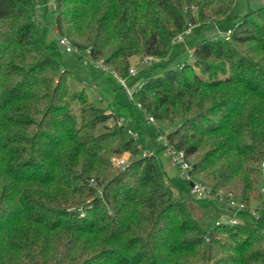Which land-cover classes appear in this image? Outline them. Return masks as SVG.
<instances>
[{
	"label": "trees",
	"instance_id": "trees-1",
	"mask_svg": "<svg viewBox=\"0 0 264 264\" xmlns=\"http://www.w3.org/2000/svg\"><path fill=\"white\" fill-rule=\"evenodd\" d=\"M223 21L228 36L168 66L175 36ZM59 36L135 85L125 121L73 87ZM135 55L159 61L131 76ZM156 129L210 189L203 200L241 205L242 219L201 228L189 208L201 198L172 186ZM0 264H264V5L0 0Z\"/></svg>",
	"mask_w": 264,
	"mask_h": 264
},
{
	"label": "rangeland",
	"instance_id": "rangeland-1",
	"mask_svg": "<svg viewBox=\"0 0 264 264\" xmlns=\"http://www.w3.org/2000/svg\"><path fill=\"white\" fill-rule=\"evenodd\" d=\"M263 5L264 0H234L235 12L239 15L247 12L250 9ZM230 28H233V22L231 21H223L217 24L206 25L202 29H199L198 27H192L190 32L183 36L181 42L173 45L170 54V57L172 58L168 63V66L174 67L177 64L179 65L186 58V60H189L190 53L188 52V49H190L195 44L197 39L201 40L222 37L226 29ZM59 53L64 67H66L71 72L70 81L71 84H73V87L78 89L83 86L90 99L96 100L97 103H100V101H102L109 112L119 115V117H117V119L119 118L118 120L121 119L125 121V117L128 116L127 105L130 100L112 72H110L109 70L105 71L106 73H101L99 70H93L91 67L92 65L85 59L80 58L76 53L66 52L62 48H60ZM140 57V55H135L130 58L129 68L134 69V74L131 76H137L138 74L145 73L146 68L152 65H142L140 63ZM194 69L198 71L197 68ZM125 82L128 86L129 78H126ZM92 83L94 84L93 88L89 86L92 85ZM134 86L129 88L133 90ZM72 108L77 114L78 106L74 103L72 105ZM108 123L111 124L109 120ZM154 124L157 127V121H155ZM154 124L144 125L142 131V138L144 139V141H148L151 139L154 132L153 130L155 129V127H153ZM122 156L124 157V160L126 162L128 153H124L122 154ZM166 159L168 160V158ZM170 181L172 186L176 189L181 188L186 184L185 180L181 179L178 175L175 176L174 174L171 177ZM192 197L196 198L193 195ZM189 203V208L192 216L197 219L199 225L205 231H207L211 226H213L214 223L220 221L221 219H223L224 221H228L231 218V214H233L232 212H230V205L215 198H209L207 200H191ZM258 203V201H252L248 209L249 213L252 210L257 212V214L261 213V208L259 207ZM221 216H223V218H221ZM234 217L237 220L239 219V217H241L242 219V216L240 214ZM243 217L248 220L250 219V217L246 213ZM253 219H257V217H253Z\"/></svg>",
	"mask_w": 264,
	"mask_h": 264
},
{
	"label": "built area",
	"instance_id": "built-area-1",
	"mask_svg": "<svg viewBox=\"0 0 264 264\" xmlns=\"http://www.w3.org/2000/svg\"><path fill=\"white\" fill-rule=\"evenodd\" d=\"M190 31V27H187L183 33H188ZM230 34V30H227L225 32V35L228 36ZM182 40V34H178L177 36H175L173 38V42H177V41H181ZM57 44L58 46H60L64 51L66 52H73L79 55L80 58L85 59L86 61H88L92 66L99 68L101 71L105 72V71H109L108 68L106 66H104L100 61H95L93 60L90 55H89V51L87 49L85 50H81L78 49L76 47H74L69 40L65 37V36H59L57 39ZM158 61V58L155 56H148V55H143L141 57V61L140 63L142 65H148L151 63H155ZM112 72V74L115 76V78L119 81V83L123 86V88L125 89L126 94L128 95V97L131 99L132 98V91L125 82V78L120 77L116 72L110 71ZM134 74V69L133 68H129L128 69V75H133ZM137 87H139L137 85ZM137 106L140 107L139 104H137ZM121 119L118 120V123H121ZM144 122L145 124H154L155 123V119L153 118V116L151 114H149L148 112H144ZM155 125V124H154ZM134 137H136V133L130 132ZM156 140L158 143H160L163 146V151L162 154L168 158L169 161V165L174 168L178 174V176L188 182H191L190 185V189L189 192L191 195L195 196L196 198H207L209 197V192L210 189L201 184L200 182L193 180L191 178L190 175V164L185 160L184 157V153L182 150L176 149L174 148L167 140L166 138V132L160 131L159 129H156ZM153 153V150H143V155H150ZM111 161L114 165L116 166H120L121 168L124 167L125 164V160L124 157H112ZM229 205L233 208L236 207V209H240L242 206L241 205H237L233 202L229 203ZM250 214L254 217V218H258L259 214H257V212H255L254 210H252L250 212ZM231 223H235L237 221V219L234 216H231V218L228 220Z\"/></svg>",
	"mask_w": 264,
	"mask_h": 264
},
{
	"label": "crops",
	"instance_id": "crops-1",
	"mask_svg": "<svg viewBox=\"0 0 264 264\" xmlns=\"http://www.w3.org/2000/svg\"><path fill=\"white\" fill-rule=\"evenodd\" d=\"M100 71V70H99ZM94 72V71H93ZM101 73H106V72H103V71H100ZM93 88L94 84L92 83V85H89ZM121 116V115H120ZM167 157H165L164 155H162V163H163V167H164V170L166 172V175L167 177L169 178V180H171V177L173 176V174L176 176L178 175L176 170L174 168H172L170 165H169V161L166 159ZM229 209H230V212H232L233 214H231V216H236L238 214V211L237 209L229 206ZM235 212H234V211ZM221 218H223V216H221Z\"/></svg>",
	"mask_w": 264,
	"mask_h": 264
},
{
	"label": "water",
	"instance_id": "water-1",
	"mask_svg": "<svg viewBox=\"0 0 264 264\" xmlns=\"http://www.w3.org/2000/svg\"><path fill=\"white\" fill-rule=\"evenodd\" d=\"M189 184L191 185V182H189Z\"/></svg>",
	"mask_w": 264,
	"mask_h": 264
}]
</instances>
